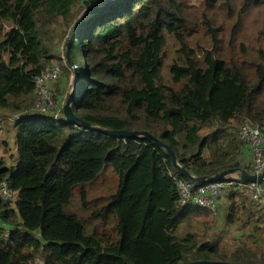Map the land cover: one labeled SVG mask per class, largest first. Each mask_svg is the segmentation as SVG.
<instances>
[{"label":"trees","instance_id":"16d2710c","mask_svg":"<svg viewBox=\"0 0 264 264\" xmlns=\"http://www.w3.org/2000/svg\"><path fill=\"white\" fill-rule=\"evenodd\" d=\"M80 1L0 0V117L31 106L34 78L55 59L53 25L68 26ZM104 1L85 6L93 10ZM195 32L211 45L201 55L188 42ZM167 36L177 59L164 84ZM75 45L83 50L84 75L72 109L82 122L147 132L195 178L247 171L237 162L241 145L229 126L249 120L264 128V0H202L199 6L114 0L77 30L68 51L73 63ZM5 125L14 131L15 163L0 159V181L18 194L14 203L0 201V221L8 226L0 231V264H264L258 247L264 208L245 197L231 204L227 219L242 216L240 228L254 249L238 247L229 256L219 241L200 244L195 232L178 234L208 213L178 206L173 178L187 179L152 141L97 133L63 116L4 120L2 131ZM108 166L119 176L116 191L95 199L85 218L68 212L73 189L102 177ZM80 195L84 203L85 192Z\"/></svg>","mask_w":264,"mask_h":264},{"label":"built area","instance_id":"2783aa9c","mask_svg":"<svg viewBox=\"0 0 264 264\" xmlns=\"http://www.w3.org/2000/svg\"><path fill=\"white\" fill-rule=\"evenodd\" d=\"M65 43L66 39L60 46L56 59L34 78L31 106L23 111L12 112L10 115L5 113L4 117H0V127L4 120L12 124L28 115L52 116L54 121H58L63 116L62 109L68 96L66 91L69 86L72 89L75 81L73 67L68 64L65 57ZM66 72L68 73L66 90L56 101L53 85L58 83ZM236 137L241 145L240 155L248 154L249 171L246 172L258 177L264 173V128L246 120L238 127ZM173 181L177 192V204L181 208L202 209L210 216L216 217L219 205L224 201L231 204L237 203L241 197H247L259 208H264V184L246 182L240 178L239 174H231L220 180L206 183H195L179 178H173ZM17 194L6 181H0V201L14 203Z\"/></svg>","mask_w":264,"mask_h":264},{"label":"rangeland","instance_id":"374dc122","mask_svg":"<svg viewBox=\"0 0 264 264\" xmlns=\"http://www.w3.org/2000/svg\"><path fill=\"white\" fill-rule=\"evenodd\" d=\"M188 1L193 5L199 6L202 0H188ZM86 11H89V9L85 6V4L84 6H81L80 3L75 4L71 10V17L68 21V26L69 24L73 26V24L77 21V19L81 17ZM68 26H65L63 22H58L53 25L52 35L54 33V38L52 45H54L53 54L55 56V59L59 52L60 46L62 45V43H64L65 39L70 34ZM188 42L190 43L191 47H194L196 49V52L199 55H201L202 52H204L207 48H209V46H211L209 45V38L200 34L199 32H195L194 34L189 36ZM74 52H75L74 64L81 71L80 80L77 84V90L79 92L81 89V85L83 82V75H84L83 50L81 47H79V45H75ZM164 53L166 58L164 60V65L161 70V79L164 84H169L170 75H169L168 66L175 59H177V55L175 53V41L171 36H167L166 45L164 47ZM63 75L64 76L61 77L58 83L54 84L53 87L56 101L61 97L62 89L65 90L66 88L67 78H64L65 74ZM70 90L71 87L69 86V88L66 91L67 95L69 94ZM5 113L6 112H3L4 115ZM6 127L7 129H6L5 138H0V159H2L4 163H8L7 165L9 166L15 163V157L14 158L10 157L12 154L15 155V143H14V131L9 133V131L13 129L12 126L9 125ZM211 129L212 128L206 129L204 132H202V137H205L206 135L213 132L216 129V127L212 130ZM229 131L230 133H232V135L234 133L236 136L238 128L234 124H232L229 126ZM2 139H4V141H2ZM208 156H209L208 153L204 154V157L206 159H208ZM118 181H119L118 174L115 172L113 167L108 166L106 168L105 174L102 177L98 178L97 180H95L94 182L88 185H78L73 189L72 198L70 200V204L67 207V211L76 214L78 217L85 218V216L90 214L94 209L93 201L97 198L100 197L106 198L111 194H113L117 189ZM83 191L85 192V197H86L84 203L80 195V193H82ZM101 205L103 204H100L98 207H100ZM210 218L211 217L209 215L198 218H192V221L187 226L185 225L180 226L182 228L181 229L179 228L178 234L181 236L184 232H187L188 230H190L191 232H195L200 244H202L204 241L206 242L220 241L219 244L221 245L222 250L225 251L226 253H229V255L232 254V251L236 249L237 246L241 247V245H243L248 247H256L252 243L251 238L246 237L241 240L236 238L237 234L239 233L238 230L240 229V226L243 223L242 216L241 218L233 219V222H231L230 224L228 223V219L226 218V216L222 217L223 218L222 223H224V227L227 226L228 224L231 227L227 232L224 227L223 228L219 227L217 231L213 232L210 223L214 224V222ZM4 233H6L5 230ZM260 233L261 232H259L257 238L254 237V239H260ZM258 247L260 249V252H262V254L264 255V237H262V239L259 241ZM35 264H42V261L37 259Z\"/></svg>","mask_w":264,"mask_h":264},{"label":"water","instance_id":"95a60500","mask_svg":"<svg viewBox=\"0 0 264 264\" xmlns=\"http://www.w3.org/2000/svg\"><path fill=\"white\" fill-rule=\"evenodd\" d=\"M87 0H81L80 1V5L84 6L85 2ZM114 0H105L104 2L101 3H97L96 4V8L93 10H89L86 11L81 17H79L77 19V21L73 24L71 31H70V35L68 36L66 43H65V57L66 60L68 62V64L70 66L73 67V73L75 76V81L74 84L72 86V89L70 91V93L68 94L65 103L63 105V109H62V115L63 118L65 120H67L70 123H79L82 125V127H84L85 129H89L92 130L94 132L97 133H101V134H106V135H111L114 137H123V138H130V137H141V138H145L148 139L150 141H152L154 144H156L157 146L163 148L166 153L169 155V157L171 158V162L172 165L174 167V169L176 170L177 174H179L180 176L184 177L187 180L193 181L195 183H206V182H214L217 180H220L226 176H229L231 174H239L240 178L246 182H259V183H263V179H264V173H262L261 175H259L258 177H255L253 175L248 174L245 170L242 169H228L225 171H222L221 173L213 176V177H202V178H195L193 176L190 175V173H188L185 169H183L176 161V157L174 152L166 145H164L161 141H159L158 139L154 138L153 136H151L150 134H148L147 132H137V131H133V132H129V131H113V130H105V129H100L97 127H92L89 124L82 122L80 120V118H78L74 112H73V104H74V98L76 96V92H77V84L80 80V74L81 71L77 68V66L70 61L69 59V46L71 44V41L73 40L77 30L79 29V27L90 17L93 15H97V14H102L104 12H106L108 10V8L111 6L112 2ZM187 264H232L229 262H222V261H196V262H191V263H187Z\"/></svg>","mask_w":264,"mask_h":264},{"label":"crops","instance_id":"0c3cea01","mask_svg":"<svg viewBox=\"0 0 264 264\" xmlns=\"http://www.w3.org/2000/svg\"><path fill=\"white\" fill-rule=\"evenodd\" d=\"M64 76V75H63ZM65 78H66V75H65ZM54 86V85H53ZM64 88H65V85H64ZM66 90V89H65ZM65 90L64 89H62V92H61V97L63 96V94H64V92H65ZM64 91V92H63ZM6 129H7V127H5V130H3L2 131V133L0 134V138H5V134H6ZM10 133V132H9ZM8 133V134H9ZM2 141H4V139H2ZM13 155V154H12ZM15 156V155H14ZM237 162L241 165V166H244V167H246L247 168V171H249L248 169H249V166H248V163H249V158H248V154L247 153H244V155H239V157L237 158ZM8 166V165H7ZM263 184H264V182H263ZM244 197H241L240 199H239V201L236 203V204H240L241 203V199H243ZM245 198H247V197H245ZM248 199V198H247ZM253 203V202H252ZM230 206H231V203L230 202H223L221 205H219V207H218V215L216 216V217H212V216H210L209 214V216L211 217L210 219H212V221L214 222V224H211L210 223V226H211V229H212V231L214 232V231H217L218 229H219V227H221V228H223L224 227V223H222V217L223 216H226V218L229 216V209H230ZM226 221H227V219H226ZM243 224V223H242ZM241 227V226H240ZM262 229H264V226L262 227V226H260ZM225 228V230H226V232L231 228L230 226H229V224L227 225V226H225L224 227ZM4 230L6 231V232H8V226L7 225H5L4 223H2L1 221H0V231L2 232V233H4ZM239 231V233L237 234V236H236V238H238L239 240H241V239H243V238H250V236H249V232L247 231V230H242L241 228L238 230ZM254 237V236H253ZM251 239H252V237H251ZM204 242H206V241H204ZM203 242V243H204ZM209 242H213V241H209ZM220 242V241H219ZM243 245H241V247H242ZM239 246H237L236 247V249L238 248ZM246 247H248V246H246ZM240 248V247H239ZM248 248H251V247H248ZM253 248V247H252ZM236 249H234L233 251H232V254L231 255H234L235 253H236ZM254 249V248H253ZM230 256V255H229Z\"/></svg>","mask_w":264,"mask_h":264},{"label":"clouds","instance_id":"9594fccd","mask_svg":"<svg viewBox=\"0 0 264 264\" xmlns=\"http://www.w3.org/2000/svg\"><path fill=\"white\" fill-rule=\"evenodd\" d=\"M70 32V31H69ZM68 38V37H67ZM67 38H66V40H67Z\"/></svg>","mask_w":264,"mask_h":264}]
</instances>
